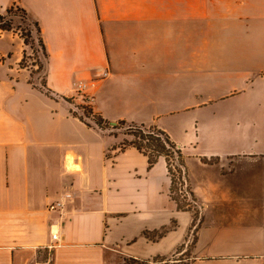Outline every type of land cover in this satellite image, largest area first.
Masks as SVG:
<instances>
[{
	"label": "crops",
	"instance_id": "1",
	"mask_svg": "<svg viewBox=\"0 0 264 264\" xmlns=\"http://www.w3.org/2000/svg\"><path fill=\"white\" fill-rule=\"evenodd\" d=\"M17 10L39 27L46 89L21 66L24 39L0 34V264L41 258L64 194L54 264L170 257L194 241L193 264H264V151L247 154L264 148V0H0L1 16ZM79 83L110 126L222 149L185 155L194 227L164 158L150 168L123 136L74 115L65 98L82 102ZM215 102L218 127L179 119Z\"/></svg>",
	"mask_w": 264,
	"mask_h": 264
},
{
	"label": "trees",
	"instance_id": "2",
	"mask_svg": "<svg viewBox=\"0 0 264 264\" xmlns=\"http://www.w3.org/2000/svg\"><path fill=\"white\" fill-rule=\"evenodd\" d=\"M22 13V12H21ZM16 15L12 14V11H9L7 15H0V34L4 32H9L13 30L12 22L13 18ZM23 20H27L26 16H22ZM33 28L36 30V33L39 35V48L40 52L46 57V49L43 43V40L40 37V30L37 24L31 23ZM25 44L28 45L25 38H23ZM26 59V55L21 64L23 66L24 61ZM42 89H46V85H41ZM67 101H71V99L65 98ZM87 117L92 115V122L95 124L97 128L100 130L106 131L105 125H110V122L105 121L101 116L94 114V111L91 109H86ZM75 116L79 117L76 113ZM83 122H85L88 126L90 124L85 121L83 117H79ZM119 125H125V123L120 122ZM133 126V125H131ZM91 127V126H90ZM139 129V140L140 142H132L130 144L131 147H135L139 152L146 155L148 158L149 167L152 168L160 158H164L167 163V168L169 172V177L171 179V188H170V198L177 204V208L179 211L184 212H192L195 215L193 227L196 225L197 217H199V211L196 206V199L194 197L193 192L190 187L186 188L184 191L183 200L182 196L179 194L182 190V187L185 185L183 179L185 178L188 182V172L185 163V157L182 154V150L178 145L170 138V136L157 128L156 126H137ZM113 129H118V127H112ZM138 136V135H136ZM140 137L142 139H140ZM125 147H122L124 150ZM208 162V161H207ZM197 230V227H196ZM195 240V239H194ZM195 242V241H194ZM193 242V244H194ZM192 244V245H193ZM186 243L180 246L175 253L170 257H162L157 256L151 260H137L134 258H126L124 259V264H193L194 259L191 255V247L190 249H186Z\"/></svg>",
	"mask_w": 264,
	"mask_h": 264
},
{
	"label": "rangeland",
	"instance_id": "3",
	"mask_svg": "<svg viewBox=\"0 0 264 264\" xmlns=\"http://www.w3.org/2000/svg\"><path fill=\"white\" fill-rule=\"evenodd\" d=\"M14 15H16V17L13 18V22H12L13 30L16 33H18L21 36V38H25V40L28 43L27 45L28 50H27L26 59L23 63L24 64L23 66L28 67L29 70L32 71V76H33L32 83L35 84V86H38L41 88V85L45 84L46 81H45V75H44V65H43V61L41 60L42 55H41L40 48H39V41H38L39 35L38 33H36V30L31 25L32 22H30L28 19L27 20L22 19V16L24 15L23 13L17 10L16 12L14 11ZM78 92L84 97L81 98L82 102L79 104H77L73 98L71 99V101L73 102L72 104L74 105L72 109L73 113H76L79 117H83L85 121L90 124L91 127H96L95 124L92 122V115L90 117H87V114L85 111L86 109H91V98L87 95V90H85L84 92H80L78 90ZM222 105H223V102H215L212 104H208L201 108L189 111L186 114H182L179 119L181 121H184V120L189 121L192 117L197 116L199 117V121H197L199 123L197 124V126L198 127L201 126L203 130L208 125H213V127H218L217 124L221 121L220 109ZM112 127L113 126L105 125V128L106 130H108V133L110 132L112 134H120L121 136L124 137L125 140L122 142L124 147L130 146L132 142L142 141V140H139L138 138L140 134V133L138 134V131L140 128H138L137 126L118 125L116 126L118 127L117 131L116 129H113ZM257 131H259L258 128H257ZM140 139L142 138L140 137ZM187 146L188 147H184L186 151L184 149L182 150V154L185 157V162H186L185 155H190V153H196V154H191V155H200L199 153H203L207 150L222 151L221 148H217L216 145H212L211 143L196 142L193 145L187 144ZM180 149L182 148L180 147ZM247 150H248L247 154L258 155L259 153L264 151V148L259 145L253 146L251 144V146H248ZM93 155H113V154L109 152H105L101 154L100 151L97 150ZM179 194L182 196L181 199L183 200L184 194H182L181 192ZM197 220H199V217H197ZM193 234L194 233H192V235ZM186 246H188L186 249L189 250L190 247L192 246V243L188 242L186 243ZM122 262H123L122 264H124V261Z\"/></svg>",
	"mask_w": 264,
	"mask_h": 264
},
{
	"label": "built area",
	"instance_id": "4",
	"mask_svg": "<svg viewBox=\"0 0 264 264\" xmlns=\"http://www.w3.org/2000/svg\"><path fill=\"white\" fill-rule=\"evenodd\" d=\"M77 89L80 92H84L87 89V85L83 83H79L77 85ZM183 181L185 182V185L183 187L181 185L182 188V190L180 191L181 193H184L186 188H188V182L186 181L185 178L183 179ZM71 198H72L71 194H64L61 196L59 200H57L55 203L49 206V210L52 212H58L60 214V217L56 222L52 223V225L50 226L51 236H52L51 243L40 249L39 253L41 258L38 259L34 264H54L55 251L61 244V219L64 216L66 201ZM194 230L195 228H192L191 230V236L193 238H194V234L192 235V233H195Z\"/></svg>",
	"mask_w": 264,
	"mask_h": 264
},
{
	"label": "water",
	"instance_id": "5",
	"mask_svg": "<svg viewBox=\"0 0 264 264\" xmlns=\"http://www.w3.org/2000/svg\"><path fill=\"white\" fill-rule=\"evenodd\" d=\"M111 125H112L113 127H116V126L118 125V123H117V122H111Z\"/></svg>",
	"mask_w": 264,
	"mask_h": 264
}]
</instances>
